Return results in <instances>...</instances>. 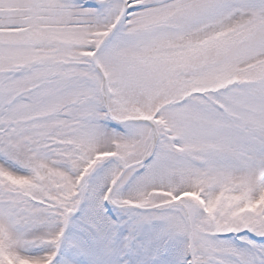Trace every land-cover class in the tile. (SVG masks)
<instances>
[{"label":"snow or ice","instance_id":"obj_1","mask_svg":"<svg viewBox=\"0 0 264 264\" xmlns=\"http://www.w3.org/2000/svg\"><path fill=\"white\" fill-rule=\"evenodd\" d=\"M0 264H264V0H0Z\"/></svg>","mask_w":264,"mask_h":264}]
</instances>
